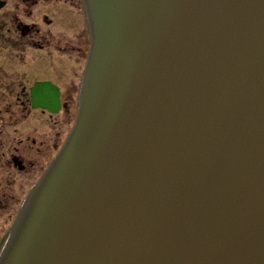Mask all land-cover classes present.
I'll list each match as a JSON object with an SVG mask.
<instances>
[{
  "label": "water",
  "instance_id": "water-1",
  "mask_svg": "<svg viewBox=\"0 0 264 264\" xmlns=\"http://www.w3.org/2000/svg\"><path fill=\"white\" fill-rule=\"evenodd\" d=\"M84 4L75 122L0 264H264V0Z\"/></svg>",
  "mask_w": 264,
  "mask_h": 264
},
{
  "label": "flooded vegetation",
  "instance_id": "flooded-vegetation-1",
  "mask_svg": "<svg viewBox=\"0 0 264 264\" xmlns=\"http://www.w3.org/2000/svg\"><path fill=\"white\" fill-rule=\"evenodd\" d=\"M89 46L82 0H0V238L74 118ZM41 82L58 89L59 110L33 106Z\"/></svg>",
  "mask_w": 264,
  "mask_h": 264
},
{
  "label": "rangeland",
  "instance_id": "rangeland-1",
  "mask_svg": "<svg viewBox=\"0 0 264 264\" xmlns=\"http://www.w3.org/2000/svg\"><path fill=\"white\" fill-rule=\"evenodd\" d=\"M61 113H62V112H61ZM61 113H60V114H61ZM60 114H59V115H60ZM67 125H68V123H67V124L65 125V127L61 130V132H62L61 134H63V132H64L65 128L67 127ZM61 136H62V135H61ZM61 136H60V138H61ZM36 169H37V168H36ZM20 181L24 182L25 185L28 183V182L25 181V179H24L23 177L19 179V182H20ZM27 181H31V180H30V179H27ZM22 182H21V183H22ZM21 183H20V184L17 183L16 185H14L15 190H16L15 192H16V196H17V198H18V197L21 195V193L24 191V189H23L22 192L19 191V187H20ZM23 186H24V184H23ZM11 205L14 206V200H13V199H11Z\"/></svg>",
  "mask_w": 264,
  "mask_h": 264
}]
</instances>
